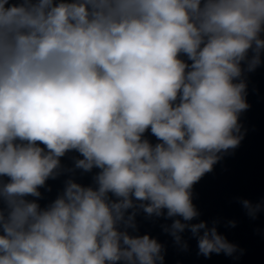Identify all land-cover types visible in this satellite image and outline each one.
<instances>
[{
	"label": "clouds",
	"instance_id": "clouds-1",
	"mask_svg": "<svg viewBox=\"0 0 264 264\" xmlns=\"http://www.w3.org/2000/svg\"><path fill=\"white\" fill-rule=\"evenodd\" d=\"M262 56L264 0H0V264H164L140 212L182 250L242 251L193 223V186L244 139ZM72 151L93 185L41 207Z\"/></svg>",
	"mask_w": 264,
	"mask_h": 264
},
{
	"label": "water",
	"instance_id": "water-1",
	"mask_svg": "<svg viewBox=\"0 0 264 264\" xmlns=\"http://www.w3.org/2000/svg\"><path fill=\"white\" fill-rule=\"evenodd\" d=\"M13 2L17 0H10V3ZM182 58L187 60L186 57ZM245 78L250 107L241 114L240 122L247 130L246 135L238 148L225 155L211 172L206 173L193 186V203L200 213L193 223L206 221L212 226V222L218 220L219 233L242 251L233 256L213 253L204 257L198 254L197 239L188 231L182 234L188 248L182 250L162 230V225L170 224L171 220L148 218L140 212L136 217L137 231H129L133 235L149 234L158 239L165 248L164 264H218L264 253V211L252 219L240 203L242 199H248L254 204L264 201V63L254 72L246 73ZM145 138L152 144L159 142L150 129L145 133ZM74 158L82 157L72 151L61 158L65 169H74ZM98 171L96 168L91 172L80 169L64 171L56 179H49L46 186L40 189L42 196L38 203L41 207L51 203L63 191L65 181L69 178L84 186L93 185V177ZM228 221H235V227L228 226Z\"/></svg>",
	"mask_w": 264,
	"mask_h": 264
}]
</instances>
